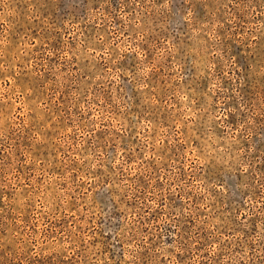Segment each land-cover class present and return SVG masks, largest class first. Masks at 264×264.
<instances>
[{"label":"rangeland","instance_id":"rangeland-1","mask_svg":"<svg viewBox=\"0 0 264 264\" xmlns=\"http://www.w3.org/2000/svg\"><path fill=\"white\" fill-rule=\"evenodd\" d=\"M0 264H264V0H0Z\"/></svg>","mask_w":264,"mask_h":264}]
</instances>
